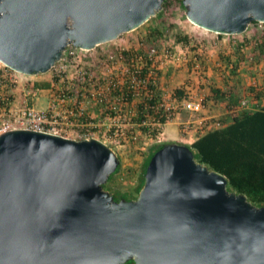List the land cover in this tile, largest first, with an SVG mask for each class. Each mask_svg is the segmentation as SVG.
<instances>
[{
	"label": "water",
	"instance_id": "95a60500",
	"mask_svg": "<svg viewBox=\"0 0 264 264\" xmlns=\"http://www.w3.org/2000/svg\"><path fill=\"white\" fill-rule=\"evenodd\" d=\"M164 0H0V62L37 75L66 48L91 50L132 31ZM220 34L264 22V0H183ZM121 163L98 138L26 128L0 134V264H264V206L186 144L151 158L137 198L104 188Z\"/></svg>",
	"mask_w": 264,
	"mask_h": 264
},
{
	"label": "rangeland",
	"instance_id": "374dc122",
	"mask_svg": "<svg viewBox=\"0 0 264 264\" xmlns=\"http://www.w3.org/2000/svg\"><path fill=\"white\" fill-rule=\"evenodd\" d=\"M179 36L186 37L187 41H179ZM153 48L156 49L153 68L161 101L172 104V99L178 97L177 89L190 90L204 97L203 111L191 113L177 108L178 114L171 120V126L165 132L163 125L158 136L153 137L141 131L138 123L131 119L141 95L136 96L132 105L118 103V107L123 108L119 114L105 111L114 98L109 97L107 104H101L85 94L83 97V106L96 124L91 130L121 158V169L107 184L106 190L135 196L142 164L152 144L186 140L188 130L184 123L195 122L198 117L214 115L207 119L213 128L214 122L222 123L225 117L233 118L245 109L254 111L264 106V22H252L241 34H220L191 22L183 0H164L161 10L140 27L91 50L78 49L76 57L70 59L62 72L63 78L55 70L27 75L0 66V103L3 105L0 108L6 106L3 100L7 101L8 97L13 109L22 108L25 104L24 88H30L32 84L49 83V87L53 86L55 90L70 86L71 91L76 92L79 72H87L93 80L102 83L105 78L126 81L130 77L125 73L126 68L133 64L142 66L140 56H147ZM169 49L185 58L176 63L171 61L164 55ZM230 96L238 98L234 110L229 108ZM33 102L37 108L44 107L48 98L40 96ZM0 118L4 116L0 115ZM172 128L176 132L174 137L170 134ZM117 129L129 133L115 138Z\"/></svg>",
	"mask_w": 264,
	"mask_h": 264
},
{
	"label": "built area",
	"instance_id": "2783aa9c",
	"mask_svg": "<svg viewBox=\"0 0 264 264\" xmlns=\"http://www.w3.org/2000/svg\"><path fill=\"white\" fill-rule=\"evenodd\" d=\"M78 49L80 48L69 45L62 58L56 62L51 70L57 71L58 76L63 78L62 72L65 71L64 69L70 59L76 57ZM155 53L156 49L153 48L147 56H140V62L142 65L147 60L152 62L148 66L150 73L146 80L142 82L136 78L139 74L141 66H139V64H133L131 67L126 68L125 73L130 74L128 75L130 77L127 78L126 81H115L112 78H105L102 83V81L98 82L93 80L87 72H79L77 78L79 82L76 84V92L71 91L70 86L63 87L60 90H55L53 86L43 88L32 84L30 88H24L25 104L22 108L13 109L11 107L9 97L7 98V101L3 100V103L5 102L6 106H4V108H0V115L4 116L3 119L0 118V134L12 129L26 128L36 131L49 132L74 139H100L95 135V132L91 130V128L96 124L89 118V115L83 106V97L87 95L101 104H107L109 99L114 98V100L111 101V104L106 106L105 111L110 114L122 113L123 108L118 107L117 104L119 103L123 105L128 103L127 93L123 89L124 86H127L128 80L136 85L134 88L135 97L139 95L146 96L147 93L150 92L147 85L148 83L157 88L158 78L155 74L156 70L153 68ZM164 55L167 56V58L169 57L171 61L175 63L185 58L182 54L180 55L178 52H174L170 49L166 50ZM163 62L164 61H162V63ZM0 66L10 69L2 62H0ZM40 96L48 98L47 107L44 109L37 108L33 102ZM172 100V104H168L165 102L159 103L160 101L158 99L159 106H157V109L158 107H163L169 121H171L175 115L178 114L177 108H182L191 113H199L205 108L204 97L197 96V94L190 90L186 91L181 98L174 97ZM243 103L245 104L246 102ZM165 124L161 123L157 119H149L144 122V125L163 126ZM184 124L189 132H197V130L202 127L209 129L212 126V122L209 120L204 121L203 124L196 122H185ZM201 124L202 126H199ZM214 125V127H219L221 122H214ZM114 134L115 138H117V135H123V129L122 131L117 129ZM100 140L106 143L105 140Z\"/></svg>",
	"mask_w": 264,
	"mask_h": 264
},
{
	"label": "trees",
	"instance_id": "16d2710c",
	"mask_svg": "<svg viewBox=\"0 0 264 264\" xmlns=\"http://www.w3.org/2000/svg\"><path fill=\"white\" fill-rule=\"evenodd\" d=\"M178 40L186 42L187 38L179 36ZM151 63L150 60H147L141 66L139 74L136 76L141 82L145 81L148 77L150 73L148 66ZM37 85L44 88L49 87L50 84L39 83ZM147 85L150 92H148L146 96L139 98L140 100L136 103L135 116H132L131 119L133 122L138 123L137 127L141 131L147 132L153 137H157L161 132L162 126L144 125V122L149 119H157L165 124L169 120L163 107H158L157 109L159 103L162 102L157 92L158 89L149 83ZM135 87V83L129 82V80L127 86L123 87L128 96V103L131 105L136 98L134 95ZM213 91L214 93L219 92V90ZM175 93L179 98L185 94L181 89H177ZM158 99L160 101L159 103ZM230 99L231 104L229 108L234 110L238 105V98H232L230 96ZM0 106H3L2 103H0ZM232 119L233 122L231 124L222 128L209 130L205 134L199 136L191 145H186L193 150L198 161L208 165L211 169L225 174L229 179V185L237 187L242 191L246 188L244 185L256 183L259 187L251 188L255 193L252 196L253 198L249 196V199L257 206H264V193L260 195L256 193L257 189L264 192V106L256 111L245 109L234 115ZM120 130L122 131V129ZM123 133H129V131L123 130ZM165 143L166 142L155 143L149 147L148 155L143 161L142 171L136 187L137 195L134 196L126 193L113 192L115 200L119 201L122 198L132 200L137 198L139 191L144 185L146 170L152 156L161 149ZM120 169L121 163L116 171L110 175L107 183L104 184L105 189H108L107 184ZM125 264H135V262L129 260Z\"/></svg>",
	"mask_w": 264,
	"mask_h": 264
},
{
	"label": "crops",
	"instance_id": "0c3cea01",
	"mask_svg": "<svg viewBox=\"0 0 264 264\" xmlns=\"http://www.w3.org/2000/svg\"><path fill=\"white\" fill-rule=\"evenodd\" d=\"M39 107V106H38ZM47 107V105L46 106H44V107H40L39 109H44V108H46ZM256 111V110H255ZM214 116V115H213ZM212 115H207V116H201V117H198L197 119H195L194 121L196 122V123H202L203 124V122L204 121H207V119H210V117H213ZM233 122V119L232 118H230V117H228V118H224L223 119V122L221 123V125L219 126V127H213V128H209V129H206V128H204V127H202L199 131H191V132H189V131H187L188 133H186V136L188 137L186 140H178L177 142H180V143H184V144H188V145H191L193 142H195L197 139H198V137L199 136H201V135H203V134H205L206 132H208L209 130H214V129H217V128H222V127H224V126H227V125H229V124H231ZM173 122L172 121H169V122H167L165 125H164V127H165V132H166V129H167V127L170 125L171 126V124H172ZM202 124L200 125V126H202ZM191 133V134H190ZM170 134L171 135H173V137L174 136H176V132H175V130L172 128L171 129V131H170ZM225 175V174H224ZM226 176V175H225ZM227 177V176H226ZM227 179H228V177H227ZM246 188H244L242 191L241 190H239L237 187H234V186H231V185H229V179H228V185H227V187H228V189L230 190V191H235L236 193H242V194H245L247 197H248V199H249V196L251 197V198H253L252 196H253V194L255 193L253 190H251V188H253V187H256V188H258L259 186L256 184V183H251L250 185H244ZM256 193L258 194V195H260V194H263L264 192L262 191V190H259V189H257L256 190ZM250 201H251V199H249ZM252 202V201H251Z\"/></svg>",
	"mask_w": 264,
	"mask_h": 264
}]
</instances>
